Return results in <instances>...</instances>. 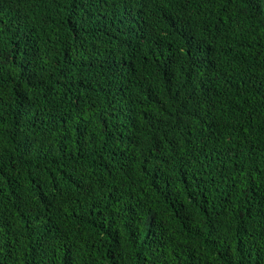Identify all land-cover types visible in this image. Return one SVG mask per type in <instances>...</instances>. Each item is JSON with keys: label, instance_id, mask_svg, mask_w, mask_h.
Returning <instances> with one entry per match:
<instances>
[{"label": "trees", "instance_id": "1", "mask_svg": "<svg viewBox=\"0 0 264 264\" xmlns=\"http://www.w3.org/2000/svg\"><path fill=\"white\" fill-rule=\"evenodd\" d=\"M0 264H264V0H0Z\"/></svg>", "mask_w": 264, "mask_h": 264}]
</instances>
